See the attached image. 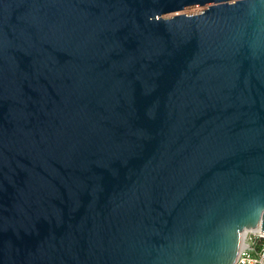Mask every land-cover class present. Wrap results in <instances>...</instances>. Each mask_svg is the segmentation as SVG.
Here are the masks:
<instances>
[{
  "label": "water",
  "instance_id": "water-1",
  "mask_svg": "<svg viewBox=\"0 0 264 264\" xmlns=\"http://www.w3.org/2000/svg\"><path fill=\"white\" fill-rule=\"evenodd\" d=\"M255 228L264 0H0V264H234Z\"/></svg>",
  "mask_w": 264,
  "mask_h": 264
},
{
  "label": "built area",
  "instance_id": "built-area-1",
  "mask_svg": "<svg viewBox=\"0 0 264 264\" xmlns=\"http://www.w3.org/2000/svg\"><path fill=\"white\" fill-rule=\"evenodd\" d=\"M234 264H264V230H248Z\"/></svg>",
  "mask_w": 264,
  "mask_h": 264
},
{
  "label": "rangeland",
  "instance_id": "rangeland-1",
  "mask_svg": "<svg viewBox=\"0 0 264 264\" xmlns=\"http://www.w3.org/2000/svg\"><path fill=\"white\" fill-rule=\"evenodd\" d=\"M199 8H201V7H192V8L186 9L185 11H175V12H170V13H166L164 16H167V17H169V16H174V15L179 14V13H181V12L194 11V10H197V9H199Z\"/></svg>",
  "mask_w": 264,
  "mask_h": 264
},
{
  "label": "bare ground",
  "instance_id": "bare-ground-1",
  "mask_svg": "<svg viewBox=\"0 0 264 264\" xmlns=\"http://www.w3.org/2000/svg\"><path fill=\"white\" fill-rule=\"evenodd\" d=\"M247 231H248V230H246V231L244 232V236H245V234L247 233ZM244 236H243V237H244Z\"/></svg>",
  "mask_w": 264,
  "mask_h": 264
}]
</instances>
